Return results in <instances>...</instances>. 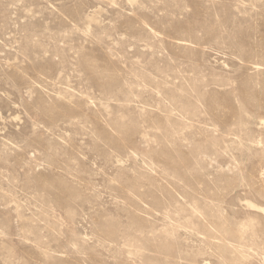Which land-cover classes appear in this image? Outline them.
<instances>
[{"label": "rangeland", "instance_id": "rangeland-1", "mask_svg": "<svg viewBox=\"0 0 264 264\" xmlns=\"http://www.w3.org/2000/svg\"><path fill=\"white\" fill-rule=\"evenodd\" d=\"M0 264H264V0H0Z\"/></svg>", "mask_w": 264, "mask_h": 264}]
</instances>
